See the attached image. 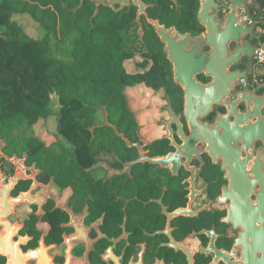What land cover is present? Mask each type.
I'll list each match as a JSON object with an SVG mask.
<instances>
[{
	"label": "flooded vegetation",
	"instance_id": "flooded-vegetation-1",
	"mask_svg": "<svg viewBox=\"0 0 264 264\" xmlns=\"http://www.w3.org/2000/svg\"><path fill=\"white\" fill-rule=\"evenodd\" d=\"M138 1L104 9L166 82L132 86L154 99L127 120L99 105L63 134L50 108L55 130L0 137V264H264V12L175 79L160 31L202 35L199 0Z\"/></svg>",
	"mask_w": 264,
	"mask_h": 264
},
{
	"label": "trees",
	"instance_id": "trees-1",
	"mask_svg": "<svg viewBox=\"0 0 264 264\" xmlns=\"http://www.w3.org/2000/svg\"><path fill=\"white\" fill-rule=\"evenodd\" d=\"M79 3L0 0V136L10 137L14 128L31 127L48 117L53 89L60 104L59 129L67 134L78 128L79 117L95 114L99 105L127 120L134 100L130 88L144 82L159 86L167 80L157 63L145 70L148 53L133 58L136 48L122 35L125 24L106 14L104 6L92 17L90 0L73 11ZM197 4L194 0L193 11ZM20 15L37 23L43 36H27L15 19ZM53 40L68 45L66 59L53 56ZM133 61L141 70L129 67Z\"/></svg>",
	"mask_w": 264,
	"mask_h": 264
},
{
	"label": "water",
	"instance_id": "water-1",
	"mask_svg": "<svg viewBox=\"0 0 264 264\" xmlns=\"http://www.w3.org/2000/svg\"><path fill=\"white\" fill-rule=\"evenodd\" d=\"M84 0H80V3L73 8L76 11L79 6L82 5ZM95 5L94 13L92 17L96 15L99 6L111 7L114 2H120L122 4L129 3V0H90ZM134 3L142 5L138 0H133ZM65 6V5H64ZM240 7L245 9L258 8L257 5L249 3V0H199V7L197 11V18L204 27V33L202 35L191 38L188 34L182 37L178 35L175 39H170L168 34L160 31L162 38L165 43V51L167 52L168 59L175 64L174 75L177 79L178 61L181 57L192 58V53L201 51L202 45L209 47L208 51L218 52L228 50L227 45L229 41L234 42L233 52H240L245 49V47L240 46L238 43L241 40V33L244 31L242 28V23L237 26L236 23V10ZM221 8L227 11L221 16L219 15V10ZM210 52V53H211ZM203 56L207 53L203 52ZM209 63L208 65H210Z\"/></svg>",
	"mask_w": 264,
	"mask_h": 264
},
{
	"label": "rangeland",
	"instance_id": "rangeland-1",
	"mask_svg": "<svg viewBox=\"0 0 264 264\" xmlns=\"http://www.w3.org/2000/svg\"><path fill=\"white\" fill-rule=\"evenodd\" d=\"M15 19L23 27L27 36L32 37V38H37V39L43 36L44 31L28 15H20ZM52 46H53L52 54L55 58L66 59V55L69 51V47L66 43L61 45L60 43L53 40ZM129 67L136 68V62L135 61L131 62V64H129ZM130 93L132 94L131 96L134 99H137L138 101L137 103L139 105L144 104L145 106H150L152 104V100L154 99L152 89L147 88L145 86H139V87L135 86L134 89H130ZM50 108L53 112L52 115H56L60 110V104L58 101V95H57L56 89L52 90ZM54 118L55 117H50V119L44 120V121L40 119L37 124H34L31 127H25V126L16 127L11 131L12 133L10 137H15V136L29 137L32 135L34 131H38V130L42 131L43 129H46V128H49L50 130H55L56 125H55Z\"/></svg>",
	"mask_w": 264,
	"mask_h": 264
},
{
	"label": "built area",
	"instance_id": "built-area-1",
	"mask_svg": "<svg viewBox=\"0 0 264 264\" xmlns=\"http://www.w3.org/2000/svg\"><path fill=\"white\" fill-rule=\"evenodd\" d=\"M250 4L253 5H257L259 8H261L262 12H264V4L261 2V0H249ZM240 10L242 13L245 12V8L244 7H240ZM261 50L259 49L256 53L257 56H259L261 54Z\"/></svg>",
	"mask_w": 264,
	"mask_h": 264
}]
</instances>
